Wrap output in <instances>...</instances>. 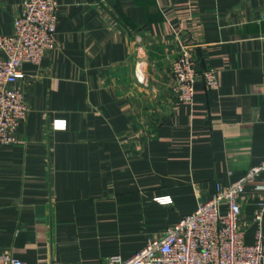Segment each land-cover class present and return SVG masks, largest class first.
Here are the masks:
<instances>
[{
    "label": "crops",
    "instance_id": "crops-1",
    "mask_svg": "<svg viewBox=\"0 0 264 264\" xmlns=\"http://www.w3.org/2000/svg\"><path fill=\"white\" fill-rule=\"evenodd\" d=\"M115 3L60 0L57 47L17 82L29 112L0 144V252L29 264L130 257L264 159V0ZM21 10L0 0V33ZM183 43L221 84L177 103ZM263 184L241 196L247 243Z\"/></svg>",
    "mask_w": 264,
    "mask_h": 264
},
{
    "label": "built area",
    "instance_id": "built-area-1",
    "mask_svg": "<svg viewBox=\"0 0 264 264\" xmlns=\"http://www.w3.org/2000/svg\"><path fill=\"white\" fill-rule=\"evenodd\" d=\"M60 0H22L14 30L0 33V144H16L20 124L29 107L17 82L25 77L24 64H39L58 45L57 21ZM193 44L183 43L171 61L170 89L177 103L193 101L195 84L203 79L208 88L221 84L220 71H199ZM140 50L137 51L141 58ZM142 65V61L139 62ZM139 71L142 72L141 66ZM264 173V159L250 166L238 180L218 183L215 193L191 213L168 226L164 235L148 240L130 257L106 256L101 264H264V184L257 202L254 242H246L239 220L241 196L249 184H257ZM167 203V197L156 198ZM0 264H29L11 252H0ZM52 264H83L54 262Z\"/></svg>",
    "mask_w": 264,
    "mask_h": 264
},
{
    "label": "water",
    "instance_id": "water-1",
    "mask_svg": "<svg viewBox=\"0 0 264 264\" xmlns=\"http://www.w3.org/2000/svg\"><path fill=\"white\" fill-rule=\"evenodd\" d=\"M110 2L113 3L114 5L116 4V3H115V0H110Z\"/></svg>",
    "mask_w": 264,
    "mask_h": 264
}]
</instances>
